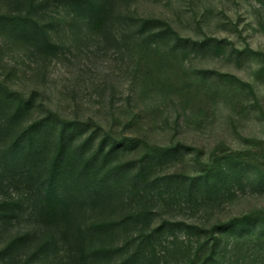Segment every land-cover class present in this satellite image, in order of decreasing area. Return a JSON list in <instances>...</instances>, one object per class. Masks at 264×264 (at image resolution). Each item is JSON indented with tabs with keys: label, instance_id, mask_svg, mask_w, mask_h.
<instances>
[{
	"label": "rangeland",
	"instance_id": "1",
	"mask_svg": "<svg viewBox=\"0 0 264 264\" xmlns=\"http://www.w3.org/2000/svg\"><path fill=\"white\" fill-rule=\"evenodd\" d=\"M2 15L38 21L55 48L0 25V85L25 108L17 119L0 103V204L21 207L0 251L32 236L0 264H91L11 173L50 168L61 138L77 227L153 212L108 240L123 249L111 264L151 234L138 264H207L212 249L209 264H264V0H0ZM147 21L163 24L143 33Z\"/></svg>",
	"mask_w": 264,
	"mask_h": 264
},
{
	"label": "trees",
	"instance_id": "2",
	"mask_svg": "<svg viewBox=\"0 0 264 264\" xmlns=\"http://www.w3.org/2000/svg\"><path fill=\"white\" fill-rule=\"evenodd\" d=\"M88 11L92 12H100L101 6L97 5L93 2H90L87 7ZM28 21L31 22V24H28ZM157 24H163L162 22H155V21H147L142 28V32H146L150 26H154L156 29ZM0 25L4 32L10 33L13 35L19 34L20 36L24 37V39H32L37 41H44L47 42L51 47L55 48V46L47 36V31L45 29H42L39 25V22L36 20H27L24 18H18L17 16L13 15H2L0 16ZM11 97H19V95H16L15 93L10 92L8 89H5L0 85V103L2 104L3 108H8L12 111V114L15 118L19 119L21 116H23V113L25 111V108H23L22 104L16 105L15 98L14 104H12ZM34 133V127L28 128V132L26 133V136L32 135ZM28 134V135H27ZM25 136L23 134L21 137L17 138L14 142L13 149H19L21 150L20 143L22 140L25 139L22 138ZM33 141V140H32ZM31 143V141H29ZM34 142V141H33ZM32 147V146H30ZM30 150V149H29ZM67 150V145L64 143L63 138H61V143L58 146L57 152L55 153V157L53 160V163L51 167L49 168L46 164H33L29 166L26 169L23 168V165L21 166L17 165L16 167H13L11 169L12 172H16L18 174V177L22 180L26 179L29 185L31 187L28 188V191L33 197L39 196L40 202L39 205L36 206L35 211H33L34 214L38 212V209H40V212L42 215H44L47 218V221L51 224L53 222H62V226L64 228V236L65 240L69 241L70 237L72 238L73 235H75L76 239L73 241L72 245L77 249V253L79 255V260L82 262H90L91 264H111V260L115 257L117 253L122 252V248L119 246H115V244L108 245V240L113 238L114 235L117 234L118 228L123 223H128L130 221H138L141 218L148 219L153 216V212L146 211L143 213H131L126 219L123 220V223L116 221L113 218H98V220L95 222V224L89 229L87 227L79 226L77 227V218L73 216L69 210H66V213L64 208L69 205L68 198L62 196L60 193V182H59V169L62 167V162L64 161L65 157V151ZM13 151V150H12ZM110 156H112L111 153L105 155V159H108ZM94 158V157H93ZM94 160V159H93ZM97 160V159H95ZM106 165V163H103ZM89 166V167H88ZM88 166H85L82 168L83 171H89V169L94 168L90 164ZM17 167H21L20 169ZM105 171L106 168L102 167L100 172V193L99 197L107 201V198L105 199V195L108 189V186H104L106 184L105 181ZM111 175L108 173V180L111 179ZM74 183V182H73ZM0 184H3L2 179L0 178ZM70 182L65 181V187L66 189L72 190V185H70ZM63 185V186H64ZM74 198V196H73ZM76 201V197L74 198ZM73 201L75 202V200ZM76 203V202H75ZM63 214H62V211ZM20 202L12 200L11 202L9 200L2 202L0 204V223L3 221H13L19 218L18 212L21 210ZM37 211V212H36ZM65 214V215H64ZM76 221V223H75ZM138 224V222H137ZM79 228V231L77 230V233H74V230ZM161 230V228L157 229ZM201 231V230H200ZM30 234H25L23 236H20L16 239L15 242H13L11 245H9L6 249L0 251V258L4 256L7 253H11L14 249L17 248H26L27 243L31 240ZM153 235L147 236L144 238V241L140 243L139 249L140 251H136L134 254L129 255L125 261H121L119 263H113V264H138L140 261V256H142L145 252V242L148 241L150 238L152 239ZM214 239L215 236H213ZM138 239H136L137 241ZM64 241V240H63ZM30 245V244H29ZM210 242L206 241L204 242V248L209 247ZM73 248V247H72ZM74 248V249H75ZM89 248V249H88ZM199 251L197 252V255ZM215 251L207 254V264L212 263L215 261ZM144 257V256H143ZM145 258V257H144Z\"/></svg>",
	"mask_w": 264,
	"mask_h": 264
}]
</instances>
